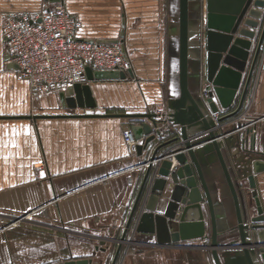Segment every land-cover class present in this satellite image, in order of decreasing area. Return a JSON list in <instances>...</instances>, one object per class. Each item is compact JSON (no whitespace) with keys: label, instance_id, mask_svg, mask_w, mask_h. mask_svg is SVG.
<instances>
[{"label":"crops","instance_id":"0c3cea01","mask_svg":"<svg viewBox=\"0 0 264 264\" xmlns=\"http://www.w3.org/2000/svg\"><path fill=\"white\" fill-rule=\"evenodd\" d=\"M169 1H58L81 20L78 38L118 39L130 59V69L122 71L126 79L90 81L94 106L69 109L59 94L32 93L29 82L7 63L2 31L9 16H34L57 2L0 0V264L88 258L111 264L146 171L136 166L175 136L174 127L163 125L151 147L134 156L122 136L124 127L149 122L130 115L169 111L179 81L170 57ZM255 78V92L247 94L244 104H250L248 118L264 116V44L251 83ZM231 136L225 151L241 164L246 152L232 147L240 133ZM255 136V150L263 151L264 126H257ZM173 159L174 154L171 172L178 166ZM256 179L264 208V172ZM131 237L134 241L123 245L118 264H215L210 248L201 246L205 239L157 245L153 236L130 230Z\"/></svg>","mask_w":264,"mask_h":264},{"label":"water","instance_id":"95a60500","mask_svg":"<svg viewBox=\"0 0 264 264\" xmlns=\"http://www.w3.org/2000/svg\"><path fill=\"white\" fill-rule=\"evenodd\" d=\"M169 13L170 57L179 81L166 115L178 134L153 149L111 264H118L123 245L134 241L128 238L130 230L153 236L157 245L205 239L201 246L210 248L215 264H264V208L256 179L264 172V150H255L256 136L247 129L232 146L246 152L238 164L233 152L225 151L233 136L222 138L227 132L220 131L214 118L223 114L218 118L222 123L243 110L264 44V0H170ZM86 75L89 81L127 78L126 72L91 68ZM59 97L69 109L95 105L89 84H76ZM130 116L149 120L132 128L141 139L136 149L142 155L161 135L153 131L156 114ZM176 143L174 171L171 158L153 165Z\"/></svg>","mask_w":264,"mask_h":264},{"label":"built area","instance_id":"2783aa9c","mask_svg":"<svg viewBox=\"0 0 264 264\" xmlns=\"http://www.w3.org/2000/svg\"><path fill=\"white\" fill-rule=\"evenodd\" d=\"M81 28V20L72 15L62 2L44 6L34 16L11 15L2 29L9 56L7 63L18 66L19 77L27 80L32 93L39 96L59 94L76 84H90L86 75L87 68L92 71L130 69V59L121 42L102 43L78 38L77 34ZM256 85L257 78L250 84L248 95L254 94ZM249 100L251 103V97ZM249 107L250 104L243 107L237 116L222 123L218 122V118L223 114L214 115L220 131L227 132L222 134V138L237 133L243 134L249 128L250 134H255L258 125L264 126V116L248 118ZM155 114L158 121L153 125L155 133L161 131L163 125L172 126L165 113L156 111ZM163 116L165 119L161 120ZM236 124L239 125L234 128ZM173 133L178 134L175 129ZM122 136L128 154L136 155V148L141 139L135 138L131 126L123 128ZM177 148L178 145L175 149ZM173 150L174 148L169 149L163 157L154 160L153 165L158 166L164 159L172 158ZM148 165L149 159L141 162L136 168L144 171ZM156 176L157 174L154 177ZM26 216H22L12 225L18 224L19 220Z\"/></svg>","mask_w":264,"mask_h":264}]
</instances>
